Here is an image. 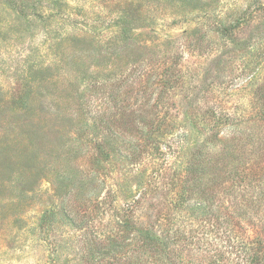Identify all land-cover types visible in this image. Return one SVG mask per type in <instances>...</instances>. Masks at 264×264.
Returning a JSON list of instances; mask_svg holds the SVG:
<instances>
[{
  "label": "rangeland",
  "instance_id": "rangeland-1",
  "mask_svg": "<svg viewBox=\"0 0 264 264\" xmlns=\"http://www.w3.org/2000/svg\"><path fill=\"white\" fill-rule=\"evenodd\" d=\"M0 264H264V0H0Z\"/></svg>",
  "mask_w": 264,
  "mask_h": 264
}]
</instances>
